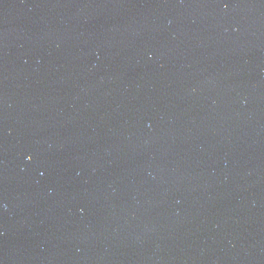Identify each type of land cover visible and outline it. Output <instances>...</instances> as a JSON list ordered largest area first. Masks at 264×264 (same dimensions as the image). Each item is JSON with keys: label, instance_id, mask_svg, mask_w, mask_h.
Masks as SVG:
<instances>
[{"label": "water", "instance_id": "water-1", "mask_svg": "<svg viewBox=\"0 0 264 264\" xmlns=\"http://www.w3.org/2000/svg\"><path fill=\"white\" fill-rule=\"evenodd\" d=\"M0 264H264V0H0Z\"/></svg>", "mask_w": 264, "mask_h": 264}]
</instances>
